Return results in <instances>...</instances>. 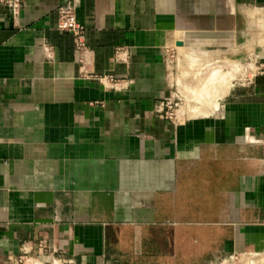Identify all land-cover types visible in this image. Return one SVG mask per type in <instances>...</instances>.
Masks as SVG:
<instances>
[{
  "label": "crops",
  "instance_id": "crops-1",
  "mask_svg": "<svg viewBox=\"0 0 264 264\" xmlns=\"http://www.w3.org/2000/svg\"><path fill=\"white\" fill-rule=\"evenodd\" d=\"M18 1L12 14L0 0V264H180L181 238L204 257L260 248L264 80L222 106L233 124L186 132L157 106L168 48L234 46L264 0ZM60 8L82 49L57 30ZM229 171L230 188L215 176Z\"/></svg>",
  "mask_w": 264,
  "mask_h": 264
},
{
  "label": "rangeland",
  "instance_id": "rangeland-1",
  "mask_svg": "<svg viewBox=\"0 0 264 264\" xmlns=\"http://www.w3.org/2000/svg\"><path fill=\"white\" fill-rule=\"evenodd\" d=\"M241 17L238 27L239 39L232 47L224 49L170 47L167 49L166 68L169 83L167 111L171 113L170 119L178 128L183 127L182 130L187 132L189 128L195 127V123H204V119L209 120L214 117V124L221 121L233 124V120H225L220 116L222 106L233 102L237 93L247 91L253 83L263 82L264 4L245 9ZM201 128L204 129V126L202 125ZM215 162L213 160L210 167L217 171ZM215 176H226V182L230 188L233 186L236 173L229 171L227 175H221L219 172ZM188 240L185 238L179 240L180 246L185 249L184 254L180 253L177 257L180 264H191L193 260L194 264H204L210 260V257L211 264H264V239L261 242L262 250L260 246L258 248L260 250L257 249L255 252H238L228 255L212 253L210 257L209 255L204 257L198 253L202 247L199 246L200 239L192 240L196 246H187ZM157 241L164 242V246H170L169 239H157ZM155 242L153 238L150 244L155 245ZM188 247L197 254L193 250L189 253ZM148 257L149 262L142 264H172L171 255H165L163 263L155 262V254H150ZM44 264L73 263L68 260H56Z\"/></svg>",
  "mask_w": 264,
  "mask_h": 264
},
{
  "label": "built area",
  "instance_id": "built-area-1",
  "mask_svg": "<svg viewBox=\"0 0 264 264\" xmlns=\"http://www.w3.org/2000/svg\"><path fill=\"white\" fill-rule=\"evenodd\" d=\"M1 1L5 2L9 11L12 14H15L17 12L19 7L18 0H1ZM56 14H57V23H56L57 30L61 32L70 33L73 37L74 47L76 49H82L84 44V26L76 20L74 12L68 8H60L56 10ZM122 53L123 52H121V50L117 48L115 50L114 60L121 58ZM80 62L81 64H83L82 58ZM163 107L165 108V111L163 113L164 116L171 118V113L167 111L169 108L168 99H166L164 102L163 101L160 102L157 106V110L163 111Z\"/></svg>",
  "mask_w": 264,
  "mask_h": 264
},
{
  "label": "bare ground",
  "instance_id": "bare-ground-1",
  "mask_svg": "<svg viewBox=\"0 0 264 264\" xmlns=\"http://www.w3.org/2000/svg\"><path fill=\"white\" fill-rule=\"evenodd\" d=\"M245 106H246L245 102H242V100H239L235 104L228 106V107H231V110L237 109V113H240L239 111H241L243 109V107H245ZM205 121H206V119H204V122ZM203 126H204V129H206V130H209V128H210V126H208V125H203ZM247 139L252 140L253 138L247 135Z\"/></svg>",
  "mask_w": 264,
  "mask_h": 264
}]
</instances>
